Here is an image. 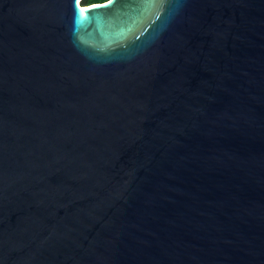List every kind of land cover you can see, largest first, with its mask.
Returning a JSON list of instances; mask_svg holds the SVG:
<instances>
[{"label": "water", "instance_id": "1", "mask_svg": "<svg viewBox=\"0 0 264 264\" xmlns=\"http://www.w3.org/2000/svg\"><path fill=\"white\" fill-rule=\"evenodd\" d=\"M82 1L0 0V264H264V0Z\"/></svg>", "mask_w": 264, "mask_h": 264}, {"label": "trees", "instance_id": "2", "mask_svg": "<svg viewBox=\"0 0 264 264\" xmlns=\"http://www.w3.org/2000/svg\"><path fill=\"white\" fill-rule=\"evenodd\" d=\"M105 1H107V0H83L82 4L85 5V6H89V5H92V4L103 3Z\"/></svg>", "mask_w": 264, "mask_h": 264}, {"label": "bare ground", "instance_id": "3", "mask_svg": "<svg viewBox=\"0 0 264 264\" xmlns=\"http://www.w3.org/2000/svg\"><path fill=\"white\" fill-rule=\"evenodd\" d=\"M81 8H84V7H81Z\"/></svg>", "mask_w": 264, "mask_h": 264}]
</instances>
